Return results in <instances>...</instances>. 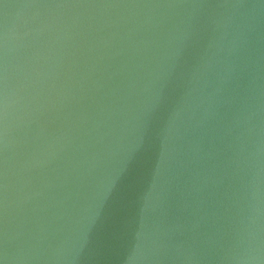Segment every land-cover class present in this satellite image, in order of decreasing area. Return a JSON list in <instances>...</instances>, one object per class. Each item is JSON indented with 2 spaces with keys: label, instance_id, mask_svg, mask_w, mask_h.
Returning <instances> with one entry per match:
<instances>
[{
  "label": "water",
  "instance_id": "95a60500",
  "mask_svg": "<svg viewBox=\"0 0 264 264\" xmlns=\"http://www.w3.org/2000/svg\"><path fill=\"white\" fill-rule=\"evenodd\" d=\"M0 264H264V0H0Z\"/></svg>",
  "mask_w": 264,
  "mask_h": 264
}]
</instances>
